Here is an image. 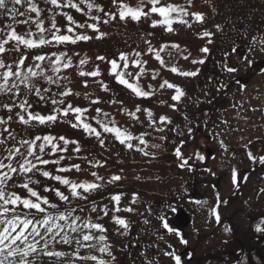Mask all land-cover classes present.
<instances>
[{
	"label": "snow or ice",
	"instance_id": "obj_1",
	"mask_svg": "<svg viewBox=\"0 0 264 264\" xmlns=\"http://www.w3.org/2000/svg\"><path fill=\"white\" fill-rule=\"evenodd\" d=\"M42 3L50 7L42 8L37 0H0V21H3V26L0 27V96L7 97L9 101L0 105V108L7 112L6 116L0 115V264H42V258H48L49 264H117L113 246L108 240V230L99 222L109 215L108 206L104 205L100 208L102 215L96 216L95 219L92 215L97 212L95 201H91L92 206L86 208L91 194L103 187L101 182L104 181V177L92 171L90 173L94 178L92 180L81 181L69 178L68 174L73 170L77 173L82 171L81 165L62 162L72 159L65 155L68 152V145L74 146L73 154L83 151L80 141L69 139L65 135L53 134L51 131L47 134H37L31 130L37 127H54L72 116L74 122L69 121L71 127L82 129L88 137H94L101 147L105 145L106 139L111 138L119 141L127 149H135L145 157L155 158V153L148 149H160L161 145L149 143L147 137L151 133L148 131L134 135L128 127L118 125L115 118L100 107H96L94 114L89 116V107L74 106L65 99L73 93L71 88L62 85V81L68 79L62 73L73 67V59L61 46L92 40L93 36L87 34V29L97 34L96 39L104 38L107 33L100 30V24L107 25L110 21L116 20L117 13L106 12L96 0H42ZM112 4L117 5L118 0H112ZM187 4L191 6L192 0H187ZM66 9L75 10L86 19L79 22L65 11ZM45 12L48 13L47 17L44 16ZM94 12L103 13L107 18L95 15ZM152 14H157L161 19L153 20L150 26L165 28L169 33L173 32L175 23L191 27L186 19L188 16L194 17L201 23L205 20L203 13L190 12L189 8L182 4L164 3L163 0H138L134 7L124 3L123 0L118 4V15L122 21L130 18L138 23L142 18H149ZM57 16L65 18L66 23L63 28L58 26ZM18 26H22L21 31H17ZM216 28L220 30V25H216ZM212 35L213 33L209 31L203 32L205 37ZM147 43L149 45L147 52L153 54L159 64L164 66L166 61L162 53L169 45L164 44L159 49H155L151 47V41ZM208 43L212 41L209 39ZM250 44L252 46L249 52L253 51L255 46H259V51L264 52V36H252ZM171 47L179 49V45L176 44ZM45 48L49 51H44ZM200 51L208 53L209 48L203 47ZM232 51L236 49L233 48ZM30 53L31 59H29ZM73 54L80 56L79 52ZM141 56L142 53L135 50L131 53L120 52L118 58L107 62L111 66L110 75L120 85L125 86L136 97L149 98L156 90L149 86L151 90L146 91L140 84L141 77L146 74L143 66L147 64L146 60H141ZM168 56L171 59V53H168ZM183 58L188 59L187 56ZM97 59L105 61L106 57L98 56ZM120 62L123 64L121 65ZM204 62L203 59L192 61L193 64ZM86 63V58L79 60L80 66ZM248 63L251 64L252 61L248 60ZM130 64L138 69L135 74L125 71ZM223 67L229 74L238 71L237 67L228 64H224ZM170 71L185 77L199 74V70L181 71L174 64L170 67ZM79 75L97 77L100 75V70L97 66L96 70L80 71ZM152 79H156V73L152 74ZM53 85L58 91H53L51 87ZM87 86L88 82L85 80L84 87ZM101 86L104 91H109L107 84L101 82ZM165 87L175 89V94L172 96L174 101L179 102L185 96L180 86L170 83L167 79L159 85L161 89ZM224 87L227 85H221V88ZM33 96L38 98L36 104L30 102V97ZM49 102L52 107L46 113H42L39 108ZM100 103L99 98L90 100L91 105ZM110 103L123 102L112 100ZM169 107L175 109L176 105L172 104ZM123 111L127 112L134 121L144 123L137 115L142 111L139 105L135 106L134 111L127 109ZM143 112L147 115V127L155 132H164V125L172 123L167 116L155 119L151 109L144 108ZM14 122L21 127L19 129L12 127ZM171 131H175L178 136L184 135L183 131L178 130V126ZM192 131L193 129L189 127L190 137ZM160 139L164 140L167 137L161 136ZM180 143L182 147L184 141ZM220 143L223 145V141ZM181 147L175 148L174 155L178 160L183 161L179 167L185 168L192 156L184 158ZM247 155L253 162L264 164V155H261L258 161L251 151H248ZM79 158L94 167L103 166L100 161H95L94 164L93 161H88L87 156ZM198 158L204 159L203 156ZM237 177L238 174L233 170V184L239 187ZM44 179L51 183H44ZM121 179L120 175H112L106 183L112 184ZM261 192H264V189H261ZM122 195V193L113 194L109 198L116 204L112 209V220L126 233L130 228L129 222L115 213L133 212L134 209L119 207ZM136 199L137 195L133 194V204L136 203ZM196 203L207 205V201L198 200ZM177 210L178 204L175 206L167 204L160 210L156 219L163 229L175 233L180 237L181 243L187 245L188 240L184 239L181 233L176 232L174 226L170 227L167 219L169 212L175 213ZM209 215L214 217L216 223H221L218 207L210 209ZM148 222V220L144 221V223ZM225 231L231 229L225 228ZM256 231L264 233V220L256 225ZM160 238L163 239L162 236ZM171 247L169 245V248ZM164 255L170 257L173 264H182V256L175 251H165ZM145 264H153V261L145 256Z\"/></svg>",
	"mask_w": 264,
	"mask_h": 264
},
{
	"label": "trees",
	"instance_id": "obj_2",
	"mask_svg": "<svg viewBox=\"0 0 264 264\" xmlns=\"http://www.w3.org/2000/svg\"><path fill=\"white\" fill-rule=\"evenodd\" d=\"M96 2L99 3L101 6H103L106 12H108V11L116 12L117 18L114 21H110V23L107 25L102 24V23L100 24V30L107 33V35L104 38L96 39L95 37L97 34L94 33L91 29H87L86 30L87 34L93 36L92 40L87 41V42L81 41V42H78L76 45L61 46L62 48L65 47L64 50L68 51L69 55L72 56L73 67L78 66L79 72L80 71L87 72V70L84 69V65L83 66L79 65L80 59L86 58L87 62L94 60V59H97L98 56H104V57H106V60H108L110 58L115 59L114 56L116 53L115 52L113 53V50L109 49L110 46L107 48H104L103 45L107 46L108 42L112 41L113 47L121 48L120 43H118V45H117L118 41H116V40L119 37L115 34L116 33L117 34H123V35L125 34L124 26L121 25L118 21V20H120L119 15H118V4H119L120 0H118L117 5H113L112 0H96ZM123 2L134 7V6H136L138 0H123ZM163 2L164 3H173V4H182L185 7L189 8L190 12H202L205 15L204 21L206 22V25H205V23H204V25H200L198 28L194 29V31H192L191 34L193 35L194 39L199 42V43H196V42L193 43L196 48H198L199 50H201L203 47L209 48L208 53H203L201 51H199V53H198L199 55H206V59L204 60L205 62L203 64L207 63V66H206L207 68L211 69L215 66L214 64L220 65L223 62H225L226 58H228L230 56L232 49L235 47H238V46L250 47L251 46L250 41H251L252 36H257V37L264 36V0H192L191 6H189L187 4V0H163ZM37 3H39L42 8L50 7V5L43 4L42 0H37ZM21 10H23V9H21ZM145 10H147V9H145ZM53 11H56V9H53ZM65 11H68L69 14L73 15V17L79 22H83V20L86 19V17L82 16L81 14L76 13L75 10L66 9ZM93 14L100 15L102 18H107L104 16L103 13L94 12ZM44 16L47 17L48 13L45 12ZM190 18H191V16L186 17V19L188 20V24H189ZM56 20H57L58 26L63 28V26L66 23L65 18L63 16H57ZM89 22H91V21L89 20ZM47 23H48V21L46 20V25H47ZM216 25H220V30H217ZM2 26H3V21H0V27H2ZM153 29H157L158 32H160V35H163V32L170 34V37L165 36L167 39L163 40L159 44H153V42H151V47H153L155 49H159L164 44L169 45V47L165 50V52L162 53V56L165 59L166 64L164 66L160 65L159 62L154 58V55L147 52V48L146 49L144 48L143 51L139 50V52L142 53V56L140 57L141 60H144V57L147 54V55L153 56L154 60L157 63L156 67H153V68H151V66H149L148 64L143 66L145 71H146V74L141 77L140 84L143 87V89L146 91L151 90L149 88V86H151V88H154L156 90L155 94L153 96L149 97L151 100H156V95L159 93V91L161 89V88H159V85L165 79H167L170 83H174V84L180 86L182 88V90L185 92V96H183L181 98V101H179V102L174 101V100H172V96L175 94V89L172 91V93H171V90L168 89L170 91L169 94H171L169 99H168V105L175 104L176 108L174 110H176V111L182 110L184 113H187V112H189L188 111L189 105L187 104L188 100L191 101L190 96L195 94V93H193V90L198 86L208 84V76H209L207 73L205 74L202 72V70L204 71L205 69H207V68L202 67V64H200V63L193 64L192 63V61L194 60L193 59L194 57L192 56L193 54L191 52V49L188 47V40H186L185 36H182V32H186L187 30H190L191 27H188L185 24L175 23L173 25L174 30L171 33H169L165 28H162L159 26L156 28H153ZM21 30H22V26H18L17 31H21ZM78 31H83V30H78ZM204 31H209V32L213 33V35L210 37H205V36H203ZM209 39L212 41V43H208ZM173 44L179 45V49L171 47V45H173ZM127 48H128V46L121 48L118 51V54L120 52H128V53L133 52V50H127ZM44 51H49V50H47L45 48ZM74 52H79L80 56H75L73 54ZM168 53H171V59L169 58ZM189 53H190V55H189ZM184 56H187L188 59L190 60L189 64L182 63V61L185 60L183 58ZM30 57L31 56H29V59H30ZM195 60H200V59L197 57ZM120 63H121V65L123 64V62H120ZM173 64L177 68H179L181 71L199 70V74L197 76H194V77H185L182 75H178V74L170 71V67ZM73 67L70 69L64 70V72L62 73L63 75L67 76V78H68L67 80L62 81V85L72 89L73 94L71 96L66 97L65 98L66 101L72 103L74 106H81V105H77L74 102V100L72 99L74 93L76 92V88L73 87V85L69 79L68 72L71 69H73ZM125 71H131L135 74L138 71V69H136L133 65L130 64L129 68ZM153 73H156V79L155 80L152 79ZM209 77H211V76H209ZM212 84H213V88H214V86L216 87L218 85L217 77H212ZM51 87H52L53 91H58V89L54 85ZM123 87L125 88V86H123ZM125 89H126V91L129 92V95L132 96L133 98L130 99V96H129V99L124 100L120 97H114V98L112 97V100L122 101L123 103L122 104L121 103L113 104V103H110L108 101L107 102L108 104H113V105L112 106H106V107H100V106L99 107L102 108L104 111L110 113V115L113 118H115L118 125L128 127L129 130L134 135H138L140 132H142L139 130V123L134 121L133 118L131 116H129L127 114V112H125L123 110L127 109L129 111H134L135 106L139 105L141 107L142 111L137 113V115L140 117L141 114H145L143 112V109L145 107L140 104V101L141 100L146 101V99H148V98L136 97L129 89H127V88H125ZM218 97H219V95H218ZM218 97L217 98L215 97L214 100L209 99L210 104H215V102L216 103L220 102L221 99H218ZM37 101H38V98H36L34 96L30 97V102L36 104ZM5 102H9L7 100V97L0 96V105H2ZM51 107L52 106L49 102L46 106L39 108V110L42 113H46ZM87 107H89V109H90V112L88 114L90 116V115L94 114V109L96 107H98V105H87ZM195 109H197V108L195 107ZM210 110L213 111V108ZM190 111L192 112L193 110L190 109ZM0 115L6 116L7 112L5 110H3L2 108H0ZM68 121L74 122V118L72 116H69L68 118L65 119V121L63 123H58L54 127H51V128L37 127L35 129H32L31 131H34L37 134H47L48 131H51L53 134H56V135H65L69 139L79 140L80 144H81V140H83L87 144H89L90 145L89 147H91L92 149H94V148L102 149V150L106 151L107 153L113 152V149L123 151L125 154H128V155L131 152H136L135 149H131V150L127 149L124 145H121L119 143V141H117L115 139H111V138L106 139L105 145L103 147H101L99 142L94 137H92V138L88 137L83 132V130L79 129V128H76V129L73 128L75 131L72 129V133L69 134L67 129L65 130L61 127L62 124L66 123ZM12 127L19 129L21 127V125L14 122L12 124ZM169 134H171V133H169ZM105 135L109 136V134H105ZM165 137H167L168 141L170 140L168 133H167V135H165ZM164 141H166V140H164ZM168 141H166V142H168ZM181 141H183L181 137H178V136L175 137L174 135H172L171 136L172 145L164 148L163 147L164 143L159 144V145H161V148L159 150L164 149V150H161V152L163 153L165 158L167 156H169V158H166L164 160L171 162V165H170L171 167L176 165L177 169L179 170V172L181 174L185 173L186 175H188L190 177V175L194 174V172H192V174H191V171L193 170L192 162H189L190 161L189 160L187 167L180 168L179 164L182 163L183 161L178 160V158L174 155L175 148L181 147V143H180ZM150 144H152V143H150ZM73 147L74 146L71 144L68 145V152L65 153L66 156H70V157H72V159L70 161L65 160L62 163L63 164H68V163L77 164L78 163L81 165L82 171L77 173L75 170H73L70 174H68L69 178L77 179V180H81V181L85 180V179L92 180V179H94L90 175V173L92 171H96L100 176L104 177V181L101 182V183H103V187L101 189H99L98 191L91 194L90 201L86 205V208H90L92 206L91 201H95L96 206H97L99 203H102L105 199L109 198L111 195L121 194V193L123 195H122V199L120 201V206H121L120 208L124 209V208L131 207L133 205V203H132L133 194H130L129 192L126 191L128 188H125V190H121L120 189L121 185H119L117 182H114L112 184H108V183H106V181L109 180L112 175H119V173L121 171H123V168H125L128 165L127 159L132 160V158L129 157L127 159H124V158L118 157L114 154L110 161L101 160V159L97 160L96 159V161H100L101 163H103V166L102 167H94L92 164H89L84 159L79 158V157L87 156L88 161H93V164L95 163V161L93 160L94 155L92 153L88 152L91 150L89 147L86 148L85 146H83L81 144L83 151L79 154H73V152H72ZM167 148L169 150H166ZM148 150L150 152H154L155 155L158 156V152L156 151L157 149H148ZM181 151L184 154V158L191 156L190 151L188 149H186L184 146L181 147ZM49 167H51V166H49ZM174 171L176 172V170H174ZM156 178L158 179V176ZM43 182L44 183H51L50 181H47L46 179H44ZM57 186H59V185H57ZM129 189H130V187H129ZM17 191H19V189ZM176 191H177V189H176ZM134 192H135V190H134ZM178 192H180V194L182 195L181 190ZM135 194L139 195L138 192H135ZM129 196H131L132 199L124 202V199L128 198ZM142 199L143 198H141L140 196H137L136 203L138 201L140 203H142ZM148 203H150V202H148ZM140 205H142V204H140ZM152 206L159 207L158 203H152ZM112 208H113V206H112ZM92 215H93V219H95L96 216L102 215V213L97 211L96 213H94ZM103 219H104V217L99 222L102 223L108 230L107 231L108 240L111 243V245L113 246V252H114L115 256L117 257V264H138V262L136 260L140 257V254L143 250H138L137 247L134 245H139V244L144 245L147 242L145 240V238H143L144 241H137L134 243L133 242L134 238L130 237L129 230L126 233H124L123 228L116 225L114 223V221H113V223H114L115 227H111L112 226L110 223L111 220L109 222H106V221L103 222ZM141 229L146 231V237H150L151 231H149L147 229V227H142ZM110 230L111 231L113 230V233L108 235ZM162 230H165V229H162ZM162 230H161V232H162ZM127 235H129V236L126 237ZM140 236L142 238V235H140ZM121 238H123V239H121ZM113 241H115V243ZM124 241H128V242L124 243ZM237 244H240V243H236V245H235V243L231 244L234 246H230V247H228L226 245V247L223 248L224 249L223 254L225 252L226 255L230 254L231 251H234L233 254H236V252L239 253V256H238L239 258H238V260L236 259L235 264H264V261H262V259H261V255L264 257V241H255L253 243V244H258V248L260 249V253L258 255H255V253H253L250 258L247 255V252H248L247 246L241 247V245H239L240 249H237V247H238ZM233 247L236 250H233ZM195 257L196 256L194 254L192 259L195 260ZM223 259H225V257ZM139 260H141V259L139 258ZM220 260H221V258L219 260H217V259H211V258L208 259L207 257H201V256L200 257L197 256V258H196V261L198 264H211V263L221 264ZM197 263H195V264H197ZM42 264H49L48 258H42Z\"/></svg>",
	"mask_w": 264,
	"mask_h": 264
},
{
	"label": "rangeland",
	"instance_id": "obj_3",
	"mask_svg": "<svg viewBox=\"0 0 264 264\" xmlns=\"http://www.w3.org/2000/svg\"><path fill=\"white\" fill-rule=\"evenodd\" d=\"M202 13V12H200ZM160 19V17L157 14H152L149 18H142L140 22H133L131 19H128L127 21L118 20L121 25L124 26L125 34H115L119 38L116 40L117 45L118 43L121 44V48L127 47V50H144V48H148L149 45L147 41L153 42V44H159L163 40L167 39L166 37H170V34L164 33L163 35H160V32H158L157 29H153L150 25L153 20ZM206 25V22L203 23L198 22L195 20L194 17L191 16L189 19V24L191 25V29L187 30L186 32H182V36H185L186 40H188V47L191 49L193 59H196L197 57L199 59H206V55H199V49L195 47L193 44L194 42L199 43L196 41L191 34L194 29L198 28L200 25ZM151 33V35H149ZM166 36V37H165ZM110 46V47H109ZM144 46V47H143ZM252 46V45H251ZM250 46V47H251ZM100 47V46H99ZM104 48L109 47L110 50H113V53L115 52L114 58H118V51L121 48L113 47L112 41L108 42V45H103ZM244 48L245 50H248V56L246 57H236L234 52L231 51V58H232V65L238 67V69H241L239 72L229 74V80L232 81L234 78H238L240 76L244 77V74L250 69V65L248 63V60L256 61L257 59H263L264 58V52L259 51V46H255L254 50L249 52V48ZM47 49V48H46ZM65 49V47H63ZM49 50V49H47ZM59 51V49H57ZM31 56V53L29 54ZM31 59V57H30ZM111 59V58H110ZM108 59V60H110ZM144 60L147 61V64L151 66V68L156 67L157 63L154 60V58L151 55H145ZM189 59H185L182 61L184 64H189ZM207 63L202 64V67H205ZM97 66L100 70V75L97 77H82L79 75L78 66H74L73 69H71L68 72L69 79L73 85V87L76 88V92L73 95V100L77 105L81 106H87L91 105L90 100L99 98L101 103L98 105V107H106V106H112L113 104H108L107 102L112 100V97H120L124 100L129 99V92L126 91V89L120 85L113 76L110 75V64L105 61H100L98 59L91 60L87 62L84 65V69L87 70V72L96 70ZM264 68V67H263ZM170 76V75H169ZM87 80L88 86L84 87V81ZM101 82L108 85L109 91H104L101 86ZM254 84L261 85V87H257ZM127 92V93H126ZM78 93V95H77ZM170 91L168 88L160 89L159 93L156 95V100L148 99L147 101H140V104L144 106L145 108L151 109V111L154 113V118L159 119L160 116L164 115L171 119L172 123L168 124L170 126L164 125L165 131L164 132H155L152 129L147 127V115L141 114L140 115V121H143V124L139 123V130L150 132L151 135L147 137L150 143L159 144L160 142H164V140H161V136H165L168 133V136L171 140V136L177 133L171 131L172 128L176 127V124L178 125V130L183 131V136L181 137L183 140L186 141L187 146L190 144V140L193 137V133L191 134V137L188 134V128H194L193 126L195 124V121L189 118H186L183 115V111H176L173 108L169 107L168 105V99L171 94H169ZM172 93V91H171ZM194 98L191 99L189 102L188 100V113H190V109H192V113L194 114L196 112L197 117L202 118L203 116H206L207 112L212 108V105L208 104L207 101L204 102H197V98L203 97L204 95L201 94V90L199 87H196L193 90ZM230 97L228 98L229 102H245V105H242V109L240 112L237 111L236 108H234L233 105L227 108L221 104L222 109L219 112V115H215L214 118H218V124L217 127H222L224 124L222 123V120L225 122H229L233 125V131L229 129V127L224 128L222 130L228 131L227 134H223V136L228 139V142L232 140L233 137H236V140H238L234 146H231V152L224 149L225 145L223 146L220 141H222L221 137V131L220 132H213V140H214V147H216V159L212 162H210L211 166H214L216 170L221 169L222 171L229 170L230 174H233V170L236 171L238 174L239 172L243 171L244 168H247V164L250 163L251 159L248 157L247 153L248 151H251L257 159L264 153V107L261 105V99L262 96L264 97V73L261 75H257L255 77V80L253 83L251 82L250 85L246 88L239 86V85H233L230 92H228ZM248 96L253 97V101L246 102ZM133 98L130 96V99ZM235 100V101H234ZM264 101V98H263ZM143 103V104H142ZM226 104V103H224ZM253 105V108L255 107L256 110L253 111L251 109V106ZM195 107L197 109H195ZM247 107V110L245 111L243 108ZM190 115V114H189ZM180 118V119H179ZM177 120V121H176ZM160 126V125H158ZM63 129H67L69 134L72 133V127L68 122L62 124L61 126ZM74 130V129H73ZM75 131V130H74ZM169 131H171V134H169ZM196 133V130L194 131ZM175 133V134H174ZM171 135V136H170ZM205 135H208V133L205 132ZM176 137V136H175ZM173 138V137H172ZM168 141L167 139H165ZM169 140V141H170ZM235 141V139H233ZM227 142V143H228ZM81 144L85 146L86 148L90 145L87 144L85 141L81 140ZM167 147V146H166ZM88 151L94 155L93 160L96 161L97 157L101 160L110 161L112 159V156L115 154L118 157L127 159L128 165L123 168V171L119 173V175L122 177L120 181L117 183L121 185V190H125V188H128L126 191L130 194L138 192L142 199V203L139 201L135 204H133L134 213L132 212V218H140L141 216H148L147 213L149 210H146L147 206H152V203H158V205L161 204L163 198L166 196L169 197H175L177 202L180 200V196L177 195L174 189L181 188L183 184L187 181L186 174H181L179 170L177 169V166L171 167V162H168L164 159L169 158L167 156L163 155L161 150L164 149H157L158 156L155 155V158L151 157H145L142 153L136 151L131 152L129 155L125 154L123 151L114 150L113 152L107 153L106 151L102 149H92ZM151 149V148H149ZM166 150H169L168 148ZM164 152V151H163ZM192 153V152H190ZM229 155V157H228ZM90 158V157H89ZM176 170V172L174 171ZM119 172V171H118ZM228 173V174H229ZM158 176V179L156 178ZM229 177V175H227ZM224 177L223 180H225V184L221 185V188L224 190L225 195H229L231 192V185L229 183V178ZM232 178L231 182H232ZM130 187V189H129ZM209 189L208 192L211 194L214 191H212L211 188H204ZM135 190V192H134ZM147 190L149 193H147ZM188 192V191H187ZM258 193H263L261 191H258ZM151 194V195H149ZM229 197V196H228ZM139 198V197H138ZM167 200H171V198H167ZM255 201H259V203L264 201V196H259L254 199ZM150 202V203H148ZM142 204V205H140ZM168 204H172V200L168 202ZM104 205H107L109 208V215L110 217L112 212V206L113 202L110 200V198L105 199L102 203H99L97 205V211H99L100 208L104 207ZM183 205H186V201L183 202ZM120 206V204H119ZM187 206V205H186ZM238 207V205H236ZM242 207V205H241ZM138 208H142V210H139ZM147 211V213H146ZM100 212V211H99ZM87 214V213H86ZM122 214V212H121ZM126 214V213H125ZM221 215V220L224 218L225 215ZM129 215V214H126ZM138 215V216H136ZM255 216L258 215V213L254 214ZM235 220V219H234ZM236 221V220H235ZM207 229L211 231V233L208 234L207 242L214 243L218 242L221 243L223 241H238L237 249H240L239 245L241 247L244 246V244H249L251 241H257L259 237H261V233L257 232L255 228H249L248 230H243L241 232H236L234 228H232V222H225L222 223H216L207 225ZM225 228H230L231 231H225ZM115 243V241H113ZM126 241H124L125 243ZM197 241H194L196 243ZM180 244V242H179ZM197 245V244H195ZM204 246V245H202ZM223 248L220 247L219 249H216L218 251V254L220 257H225V252L223 254ZM233 250H236L233 247ZM166 251V250H165ZM164 251V252H165ZM163 256L166 258L167 256ZM202 259V258H201ZM167 261H169L168 258H166ZM217 260H219L217 258ZM221 261V264H223V261ZM219 264V263H214Z\"/></svg>",
	"mask_w": 264,
	"mask_h": 264
},
{
	"label": "flooded vegetation",
	"instance_id": "obj_4",
	"mask_svg": "<svg viewBox=\"0 0 264 264\" xmlns=\"http://www.w3.org/2000/svg\"><path fill=\"white\" fill-rule=\"evenodd\" d=\"M257 240H258V241H263V240H264V234H263L261 237H259ZM253 246H255V245H253ZM253 246H251V247H253ZM254 250H256V249L251 250L250 257H251L252 252H253Z\"/></svg>",
	"mask_w": 264,
	"mask_h": 264
}]
</instances>
